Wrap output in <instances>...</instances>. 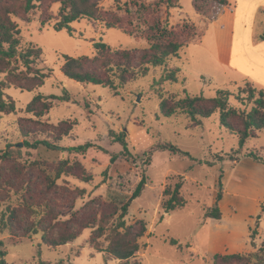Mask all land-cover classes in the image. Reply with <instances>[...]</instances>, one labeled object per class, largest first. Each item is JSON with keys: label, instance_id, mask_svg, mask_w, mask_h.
<instances>
[{"label": "rangeland", "instance_id": "374dc122", "mask_svg": "<svg viewBox=\"0 0 264 264\" xmlns=\"http://www.w3.org/2000/svg\"><path fill=\"white\" fill-rule=\"evenodd\" d=\"M174 3L169 7L166 0H100L102 15L118 18L119 25L109 28L104 21L82 18L70 24L71 33L53 29L60 7L58 0H45L41 7L13 15L22 46L41 49L37 65L50 75L32 91L5 89V97L15 102V111L0 114V216L7 215L10 208H16L18 214L15 231L0 232L6 264H119L120 260L104 249L117 224L121 204L142 175L146 176V185L140 196L130 202L123 219L125 225L142 220L146 231L138 238L139 249L127 264H214L215 253L253 252L264 243V130L255 132L254 138L238 148V136L220 124L218 110L198 122L184 112L170 117L159 112L160 96L179 99L186 94L205 98L217 95L212 83L195 75L194 63L182 73L176 69L186 63L184 47L211 23L222 16L221 22L228 28L232 2ZM41 12L51 17L44 27L40 26ZM157 22L174 28L176 39L185 46L163 65L149 66L146 75L124 85L115 79L118 87L114 90L79 83L62 74L64 55L91 57L96 41L112 49L148 47L146 35ZM125 28L132 29V35L125 33ZM173 72L177 81L166 80L165 76ZM251 87L261 88L243 80L221 89V95L227 98L228 106L249 111ZM64 90L69 100H52L51 108L42 117L25 112L36 94L62 95ZM20 118L25 119V126L33 128L27 136L20 133ZM28 119L46 125H34ZM63 121L71 123L72 130L58 140L52 126ZM110 130H126L129 155L121 154L122 146L113 142ZM43 139L64 149L51 150L37 144ZM85 143L92 145L84 152L69 149ZM165 143L176 145L189 156L161 149ZM113 154L117 157L111 161ZM59 163L71 167L72 173L54 178ZM75 163L81 165L89 180L81 179L77 167L73 171ZM221 172V218H205V210L214 204ZM177 181L182 183L180 192L186 204L165 213L161 208L163 189ZM51 182L56 187L47 191ZM49 211L56 219L48 218ZM33 221L43 228L57 221L58 227L80 229V233L66 244L50 247L41 241V231L23 235ZM254 229L257 234L252 240ZM172 239L177 243L172 244Z\"/></svg>", "mask_w": 264, "mask_h": 264}, {"label": "trees", "instance_id": "16d2710c", "mask_svg": "<svg viewBox=\"0 0 264 264\" xmlns=\"http://www.w3.org/2000/svg\"><path fill=\"white\" fill-rule=\"evenodd\" d=\"M60 7L57 19L53 24L55 31L62 29L71 33L70 24L82 18L104 21L109 28L119 25V19L107 18L102 15L99 2L100 0H58ZM218 4L225 5L227 0H215ZM45 0H0V114H10L15 111L14 100L6 96L5 89L15 87L24 91H32L41 87L45 79L50 75L49 71L37 65L41 49L36 46L23 47L20 37V29L18 24L13 20V15L18 11L28 13L34 8L41 7ZM174 0H166V5L174 6ZM128 8L126 12H128ZM51 17L41 12L40 26L44 27ZM147 33L146 39L149 40V46L143 49H112L102 41L93 43L95 54L93 56L73 57L64 55V62L61 66L62 74L79 83H91L103 87H110L117 90V79L119 85H124L130 81L136 80L147 74L149 66H161L165 63L169 56H178L179 50L185 46L175 37V29H169L166 24L161 25L159 22L154 23ZM125 33L132 35L133 30L125 28ZM179 69H176L178 72ZM166 80L176 82V74L169 73L165 76ZM249 99L252 106L249 111H240L228 106L227 98L221 95V89L217 90V95L211 98H205L201 95L190 96L176 99L175 96L162 97L159 101V112L164 117H170L178 112L186 113L192 121L198 122L199 118H208L215 111H219L220 124L231 134L238 136V148H242L246 140L255 137V132L264 130V88L251 87L248 89ZM69 94L67 90L62 95H42L36 94L26 105L25 112L31 113L36 118H40L52 106V100L68 101ZM85 107L88 104L85 103ZM24 118H20L18 125L20 133L27 136L33 128L23 124ZM32 124L46 125L39 120H27ZM52 134L59 140L63 135H67L72 130V124L66 121L52 126ZM110 136L113 142H117L122 146L121 154L129 155L128 144L126 141V130L114 132L110 130ZM37 144H43L46 148L64 149L59 145L50 142L47 139L37 141ZM92 144L85 143L70 150L84 152ZM161 149L168 150L172 153H179L189 156V153L181 150L176 145L165 143L160 145ZM253 155V154H251ZM117 155H111L110 160L113 161ZM221 157L220 155L218 156ZM255 158V157H254ZM257 159H260L257 157ZM212 165V162H206ZM264 163V160H263ZM59 163L54 170V178H59L62 173H72V168L63 166ZM66 165V164H65ZM81 170V179L89 180L90 176L84 174L85 171L79 163H75L74 168ZM73 175H77L73 172ZM78 176V175H77ZM80 177V176H79ZM222 172L218 177V187L215 195V201L211 208H207L204 213L205 218L220 219L221 212L218 202L222 197ZM0 175V190H1ZM146 185V176L142 175L138 181L132 194L127 198L126 202L120 206V212L117 216V224L109 238V243L104 251L111 257L120 260L119 264H127L130 258L135 256L139 249L138 238L144 235L146 228L145 223L140 220L134 225H125L124 217L128 212L130 202L140 196L144 186ZM56 187L54 182L48 184L47 191H51V187ZM181 181L174 183L172 187L167 186L163 189V199L161 208L168 213L177 208H181L186 204V200L181 195ZM27 208L31 206L27 205ZM264 210V205L262 206ZM48 213V218L56 219L55 215ZM18 219L17 209L10 208L8 214L0 216V232L5 229L10 234L15 231V224ZM163 216H160V220ZM59 229H55V227ZM122 228L123 231H119ZM30 234H41V241L50 247H56L74 240L80 233V229L71 230L58 227L57 221L49 227H39L34 221L28 227ZM100 228H98L99 230ZM256 230H252L250 238L254 240ZM176 244V240L170 241ZM1 245V242H0ZM6 252L0 249V264H6L4 257ZM214 264H264V243H262L255 251L248 253H215L213 255Z\"/></svg>", "mask_w": 264, "mask_h": 264}, {"label": "crops", "instance_id": "0c3cea01", "mask_svg": "<svg viewBox=\"0 0 264 264\" xmlns=\"http://www.w3.org/2000/svg\"><path fill=\"white\" fill-rule=\"evenodd\" d=\"M231 2L228 28L222 16L211 23L184 47L186 63L177 68L182 73L194 63L195 75L217 90L243 80L264 88V0Z\"/></svg>", "mask_w": 264, "mask_h": 264}]
</instances>
